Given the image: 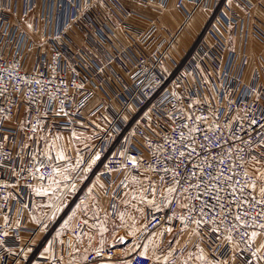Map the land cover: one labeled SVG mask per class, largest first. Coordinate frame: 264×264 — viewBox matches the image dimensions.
<instances>
[{"label": "built area", "instance_id": "built-area-1", "mask_svg": "<svg viewBox=\"0 0 264 264\" xmlns=\"http://www.w3.org/2000/svg\"><path fill=\"white\" fill-rule=\"evenodd\" d=\"M109 1L115 18L126 14L118 0ZM238 1L251 7L247 0ZM92 5L88 1L86 7H77L67 25L47 34L50 52L39 56L34 69L26 68L33 42L11 21L10 8L0 6V214L9 215L0 219V264H36L38 249L26 252L40 228L23 242L25 229L11 219L32 213L29 200L38 188L51 186L55 167L62 164L29 154L26 139L38 133H73L82 124L93 130L91 145L76 149L77 167L69 180L70 185L76 182L73 189L81 200L89 199L85 188L92 182L103 181L105 194L117 197L133 176L145 175L148 188L156 185L160 208L148 212L142 236L155 230L165 236L181 228L204 231L211 255L221 264H264V250L251 237L255 230L264 234V198L246 186L256 181L249 163L264 159V84L243 82L245 57L228 51L210 24L205 32L214 37L213 45L201 37L181 60L173 59L170 50L191 14L178 31L159 40L156 33L163 28L153 20L146 31L125 28L130 44L112 52L104 47L111 43L112 32L102 25L96 31L101 55L89 58L69 40L68 28L96 24L102 14L91 13ZM238 20L230 19L227 26L236 27ZM252 33L264 41L260 25L255 24ZM167 60L170 70L165 69ZM123 62L130 66V84L120 93L121 108L100 103L83 116L96 97L104 67ZM23 109L25 119L20 116ZM95 115L107 119L105 129L91 122ZM85 228L78 220L72 235ZM71 242V236L64 239V256L70 255ZM114 255V249L105 248L90 253L87 261ZM127 264H150V259L137 251Z\"/></svg>", "mask_w": 264, "mask_h": 264}, {"label": "crops", "instance_id": "crops-1", "mask_svg": "<svg viewBox=\"0 0 264 264\" xmlns=\"http://www.w3.org/2000/svg\"><path fill=\"white\" fill-rule=\"evenodd\" d=\"M88 1H93L89 11L100 12L102 17L96 24L81 29L69 26L68 38L77 48L84 50L89 58L101 55L97 49L101 40L96 31L102 25L112 32L108 34L112 45L104 44L106 50L112 52L115 48H125L130 44L125 28L146 31L153 20L157 27L163 28L156 33V39L159 40L178 31L187 15L191 14L170 50L173 59L181 60L201 37L204 42L213 45L214 37L205 32L210 24V28L225 40L228 51L245 57L243 82L248 85L254 82L264 84V41L252 33L255 24L264 28V0H247L251 4L250 8L238 0H204L201 4L200 0H151L150 3L118 0L121 10L126 12L118 19L112 14L115 8L109 0H0V6L10 8L11 21L33 42L34 47L28 51L26 58V68L34 69L39 56L50 52L45 41L47 34L67 25L76 8L86 7ZM234 18L239 19L238 25L227 26V22ZM150 49H155V43ZM129 67L126 62L104 67L98 77L96 97L85 109L83 116H87L100 103L109 102L115 110L121 108L120 93L130 84L127 72ZM171 68L172 64L167 60L165 69ZM69 69H73L72 64ZM131 111L134 109L131 108ZM20 116L26 118L24 109ZM91 122L101 130L108 124L102 115H95ZM92 133L93 130L82 124L73 133H38L26 139L25 149L29 154L46 155L62 162L55 167L51 186L38 188L42 194L36 190L29 200L32 213L25 212L24 219L17 215L11 219L14 226L25 229L22 233L23 242L30 238L32 231L40 228L26 256L35 248L38 249L36 264H53V259H58L56 264H127V258L139 251L150 259V264H165V260L169 264L173 257L175 261L172 264H221L211 255L207 246L209 234L204 231L197 233L181 228L165 236L161 230H155L142 236L148 212L160 208L156 185L148 188L145 175L133 176L129 186L117 197L106 195L103 181H95L85 188L90 195L89 199L83 201L79 198L73 189L76 182L72 185L69 183L77 167L73 159L77 148L90 147ZM61 155L63 159H60ZM248 168L256 177L255 191L259 192L264 184L259 179L260 173L264 172V159L253 158ZM8 216L7 213L0 214V219L6 220ZM80 219L86 228L82 234L73 236L75 223ZM253 232L258 233L255 243L262 251L260 245L264 242V234L256 230ZM67 236H71L72 242L70 255L64 256V239ZM184 246L188 247L187 250L176 256V251ZM105 248L114 249V257L95 263L87 261L90 253ZM201 249L203 258H200Z\"/></svg>", "mask_w": 264, "mask_h": 264}, {"label": "snow or ice", "instance_id": "snow-or-ice-1", "mask_svg": "<svg viewBox=\"0 0 264 264\" xmlns=\"http://www.w3.org/2000/svg\"><path fill=\"white\" fill-rule=\"evenodd\" d=\"M229 2H231V0H229ZM5 139H6V137H5ZM180 155L182 156L183 153H181ZM63 158H64L63 155H61V156H60V159H63ZM259 179H260L261 181H264V172H261V173H260ZM246 186L251 187V188L253 189V191H255V190H256V187H257L255 182H252V183H250V184H247ZM235 190H236V189L233 188V192H235ZM241 191H243V189H241ZM37 193H38V194H42V193H40L39 190H37ZM259 193H260V196H261L262 198H264V184L261 185V187H260V189H259ZM43 194H46V193H43ZM253 199H255V197H253ZM236 219L239 220L240 217L237 216ZM197 223H199V221H197ZM261 227H264V225H261ZM213 231H216V229H213ZM5 235H7V233H5ZM257 235H258V233H256V232H252V234H251L252 239L255 240L256 237H257ZM228 239L231 240V235H229ZM260 248H261V250H264V244L260 245ZM146 258H147V257H146ZM200 258H203V249H201V257H200ZM165 264H167V260H165Z\"/></svg>", "mask_w": 264, "mask_h": 264}]
</instances>
